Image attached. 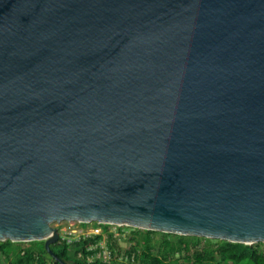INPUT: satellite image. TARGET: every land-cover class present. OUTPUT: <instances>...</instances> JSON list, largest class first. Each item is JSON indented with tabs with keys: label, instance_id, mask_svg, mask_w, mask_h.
Instances as JSON below:
<instances>
[{
	"label": "water",
	"instance_id": "95a60500",
	"mask_svg": "<svg viewBox=\"0 0 264 264\" xmlns=\"http://www.w3.org/2000/svg\"><path fill=\"white\" fill-rule=\"evenodd\" d=\"M61 222L264 243V0H0V241Z\"/></svg>",
	"mask_w": 264,
	"mask_h": 264
},
{
	"label": "trees",
	"instance_id": "16d2710c",
	"mask_svg": "<svg viewBox=\"0 0 264 264\" xmlns=\"http://www.w3.org/2000/svg\"><path fill=\"white\" fill-rule=\"evenodd\" d=\"M107 232L110 225L96 224ZM84 227L85 224L79 223ZM118 231H130L132 246L122 253L112 235H108L105 247L100 235L66 243L61 237L50 245L54 256L65 264H108L101 260L100 252L108 250L110 259L126 256L128 264H264V243L252 246L210 240L200 237L146 231L130 227H115ZM160 241L153 243L152 236ZM154 249H156L154 253ZM0 264H59L45 250L43 241L13 243L0 241Z\"/></svg>",
	"mask_w": 264,
	"mask_h": 264
},
{
	"label": "rangeland",
	"instance_id": "374dc122",
	"mask_svg": "<svg viewBox=\"0 0 264 264\" xmlns=\"http://www.w3.org/2000/svg\"><path fill=\"white\" fill-rule=\"evenodd\" d=\"M79 223L76 222H61V223H54L52 224V228H56L59 237L63 238L66 242L69 243L76 241L77 236H68L73 235V233H77L78 231H82L83 233H86L87 235H100L103 239L101 241L100 247H105L106 241L108 240V235H112L113 239L115 240L117 246L120 248V252L122 253L125 249L132 246V243L130 242V231H118L115 227H110L107 232H104L103 228L100 226H96L94 222L85 224L86 226L80 227L78 226ZM98 224V223H96ZM99 225V224H98ZM153 243H158L160 241L159 235H153L152 236ZM71 241V242H70ZM156 249H154V253ZM100 256H97V258ZM126 256L121 255L117 259H110L108 256V250L106 248H103V252L101 255V260L103 262H107L108 264H128V262L125 259Z\"/></svg>",
	"mask_w": 264,
	"mask_h": 264
},
{
	"label": "built area",
	"instance_id": "2783aa9c",
	"mask_svg": "<svg viewBox=\"0 0 264 264\" xmlns=\"http://www.w3.org/2000/svg\"><path fill=\"white\" fill-rule=\"evenodd\" d=\"M68 236H77V239H76V241H78L79 239H81V238H83V239H85V238H87V237H89L90 235H87L86 233H83L82 231H78L77 233H73V235H68ZM60 238V237H59ZM63 239V238H62ZM71 242V241H70ZM66 243H68L69 244V242L67 241ZM103 252V251H102ZM102 252H100V255H97V256H101L102 255ZM97 256H96V258H97ZM99 258V257H98Z\"/></svg>",
	"mask_w": 264,
	"mask_h": 264
}]
</instances>
